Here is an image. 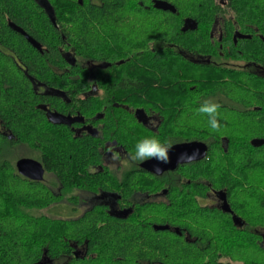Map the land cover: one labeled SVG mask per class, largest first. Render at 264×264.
I'll return each instance as SVG.
<instances>
[{
    "label": "trees",
    "instance_id": "trees-1",
    "mask_svg": "<svg viewBox=\"0 0 264 264\" xmlns=\"http://www.w3.org/2000/svg\"><path fill=\"white\" fill-rule=\"evenodd\" d=\"M208 99L221 105L219 132L197 111ZM152 136L207 151L161 175L137 162L118 175L104 162L106 142L129 154ZM254 138H264V0H0V264H264V143ZM17 144L39 152L57 193L15 169L5 153ZM178 186L224 192L243 223ZM162 187L168 201L133 200ZM75 188L130 209L35 212Z\"/></svg>",
    "mask_w": 264,
    "mask_h": 264
},
{
    "label": "rangeland",
    "instance_id": "rangeland-1",
    "mask_svg": "<svg viewBox=\"0 0 264 264\" xmlns=\"http://www.w3.org/2000/svg\"><path fill=\"white\" fill-rule=\"evenodd\" d=\"M221 23L218 18L215 22L212 34L214 37H218L221 33ZM145 123L151 127L153 126V122L156 124V119H148L145 120ZM7 159L11 162L12 165L15 166L16 169V161L19 158L25 157L34 160H40V154L37 150L28 147L25 144H17L6 146ZM104 161L110 166V168L116 172V174H120L125 168L135 164L129 159L128 153L124 154H116L109 155L105 157ZM118 168V169H116ZM176 177V176H175ZM43 183H45L53 192L57 193L60 189V183L55 175L47 170L43 171L42 178L40 179ZM70 195H73L74 198H70ZM95 196L93 192L88 189H72L69 190L63 197H61L57 202L43 208L38 209L35 212H40L42 214L48 215L50 217H76L82 213V211L91 205L94 201ZM259 233L263 235L264 238V229L261 227H255ZM264 244V241H262ZM60 262L59 260H55L53 264H57Z\"/></svg>",
    "mask_w": 264,
    "mask_h": 264
},
{
    "label": "flooded vegetation",
    "instance_id": "flooded-vegetation-1",
    "mask_svg": "<svg viewBox=\"0 0 264 264\" xmlns=\"http://www.w3.org/2000/svg\"><path fill=\"white\" fill-rule=\"evenodd\" d=\"M91 87H92V89H94L93 93H96V94L99 93V90H97L95 84L92 83ZM91 91L92 90H90V92ZM42 92L43 93H48V94H58V95H61V96H65V94H68L65 91L57 92V91L48 89L46 87L42 90ZM47 113H48L49 118H51L53 120L65 121V122H69L70 124L72 122H79L81 124V126H79L78 129H81L82 127L93 129V127L88 122L85 121V118L80 116V115H78V114L74 113V114L61 115L58 112H56V109H49ZM135 113H138L137 109L135 110ZM147 118L148 119H156L155 117H152V116H146L144 119L147 120ZM173 143H175V142H173ZM106 145L109 146V149L107 150V153H105L104 159H105V157H107L109 155H116V154H121L122 153L121 148L119 146L114 145V143H112L111 141L106 142ZM137 163H138V166L140 167V165H139L140 162H137ZM180 164L181 163H178L175 168H177ZM168 171H173V169L172 170H166V171H164L161 174H166V173H168ZM149 172H151V171H149ZM152 173H154V172H152ZM161 174H156V175H161ZM175 190L177 192H179V195H182L183 193H186V191L194 192L193 191L194 187H192V189H191L189 187H179L178 186V187L175 188ZM93 195L95 196V198H94V201H93L92 204H94V203H105V204L108 205V211L111 212L112 214L125 215L130 209V207L127 206V205L121 206L120 204H118V202L115 199V196H114L113 193H106V192L99 191L97 193H93ZM192 196L194 197L195 200H196L197 196L203 197L206 200H211L212 203L206 204V205L211 206V207H215V208H217V209H219L221 211H224V210L228 211V212H230L232 214V212H231L232 210L229 209L227 204H226L224 192L210 189V190H207L204 195H200L198 193V189H195V192L193 193ZM169 198H170V196L168 195V187H162L160 190L152 191V192H149V193L147 192V193H141V194L133 195V200H135V201L136 200H146V201L148 200L150 202H160V201L162 202V201H168ZM231 219H232V221L235 224L241 225L243 223V221L239 220L235 216V214L231 215Z\"/></svg>",
    "mask_w": 264,
    "mask_h": 264
},
{
    "label": "water",
    "instance_id": "water-1",
    "mask_svg": "<svg viewBox=\"0 0 264 264\" xmlns=\"http://www.w3.org/2000/svg\"><path fill=\"white\" fill-rule=\"evenodd\" d=\"M9 25L13 29L25 34L26 38L34 46L39 47L38 42L35 41L31 36L27 35L20 27L16 26L14 23L11 22L9 23ZM252 143L256 145L262 144L264 143V138H254L252 139ZM172 144L173 147L169 151L170 162L168 164H163L156 159H150L143 163H139L140 167L144 168L145 170L154 172L155 174H161L166 170L174 169L178 163L189 162L186 160H181V154H195V158L192 160L194 161L203 158L207 151L206 143L201 140L178 141ZM16 168L20 174L35 180H40L44 171V167L40 161L25 157L19 158L16 161ZM153 227L156 229H165L169 228V225L154 224ZM175 231L178 232V230Z\"/></svg>",
    "mask_w": 264,
    "mask_h": 264
},
{
    "label": "clouds",
    "instance_id": "clouds-1",
    "mask_svg": "<svg viewBox=\"0 0 264 264\" xmlns=\"http://www.w3.org/2000/svg\"><path fill=\"white\" fill-rule=\"evenodd\" d=\"M221 105L215 102L213 99L205 100L203 104L197 109L198 113L208 116V125L213 132H219L221 130V124L219 122V109ZM153 126H156L153 122ZM173 147V144L165 139L161 140L156 136L144 137L135 144L134 152L128 154L129 159L133 162L143 163L150 159H156L163 164L170 162L169 151ZM195 158V154H181V160L192 161ZM198 205H206L212 203L211 200H206L203 197H196Z\"/></svg>",
    "mask_w": 264,
    "mask_h": 264
}]
</instances>
